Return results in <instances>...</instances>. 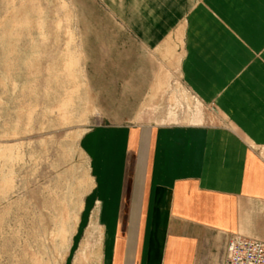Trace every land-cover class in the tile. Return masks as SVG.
I'll use <instances>...</instances> for the list:
<instances>
[{"label": "crops", "instance_id": "obj_1", "mask_svg": "<svg viewBox=\"0 0 264 264\" xmlns=\"http://www.w3.org/2000/svg\"><path fill=\"white\" fill-rule=\"evenodd\" d=\"M126 10L145 45L168 51L180 37L186 87L225 120L89 133L88 243L100 264H224L232 234L264 231V0H126ZM145 69L129 95L165 83Z\"/></svg>", "mask_w": 264, "mask_h": 264}, {"label": "rangeland", "instance_id": "obj_2", "mask_svg": "<svg viewBox=\"0 0 264 264\" xmlns=\"http://www.w3.org/2000/svg\"><path fill=\"white\" fill-rule=\"evenodd\" d=\"M122 1L0 0V264H100L82 224L89 133L225 120L186 87L180 37L168 51L145 45ZM146 66L165 83L129 95Z\"/></svg>", "mask_w": 264, "mask_h": 264}, {"label": "built area", "instance_id": "obj_3", "mask_svg": "<svg viewBox=\"0 0 264 264\" xmlns=\"http://www.w3.org/2000/svg\"><path fill=\"white\" fill-rule=\"evenodd\" d=\"M224 264H264V240L232 234L227 242Z\"/></svg>", "mask_w": 264, "mask_h": 264}]
</instances>
